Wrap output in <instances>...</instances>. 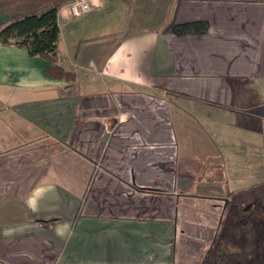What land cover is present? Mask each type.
<instances>
[{
  "label": "crops",
  "instance_id": "1",
  "mask_svg": "<svg viewBox=\"0 0 264 264\" xmlns=\"http://www.w3.org/2000/svg\"><path fill=\"white\" fill-rule=\"evenodd\" d=\"M54 1L72 81L0 44V264L50 248L62 264H192L194 206L242 190L237 171L264 182V0H102L75 19ZM45 3L0 0V29ZM195 21L203 34L168 30ZM104 134L99 167L84 150ZM206 162L222 181L200 178Z\"/></svg>",
  "mask_w": 264,
  "mask_h": 264
},
{
  "label": "trees",
  "instance_id": "2",
  "mask_svg": "<svg viewBox=\"0 0 264 264\" xmlns=\"http://www.w3.org/2000/svg\"><path fill=\"white\" fill-rule=\"evenodd\" d=\"M56 6H50L39 14L26 15L0 29V44L24 48L29 56L41 57L48 62L45 73L52 79L72 81L74 74L56 63L59 28ZM208 28L201 21L172 24L168 30L175 35L203 34ZM201 179L210 182L223 180V166L217 162H206L201 171ZM251 193L254 211L264 214V186L243 192L227 205L220 232L208 248L202 264H264V235L260 236L254 221L259 216L248 213L242 200ZM249 201V198H248ZM254 220V221H253ZM264 233V232H263Z\"/></svg>",
  "mask_w": 264,
  "mask_h": 264
},
{
  "label": "rangeland",
  "instance_id": "3",
  "mask_svg": "<svg viewBox=\"0 0 264 264\" xmlns=\"http://www.w3.org/2000/svg\"><path fill=\"white\" fill-rule=\"evenodd\" d=\"M36 3L42 1V0H34ZM48 2L49 1V5H61L62 2H56L54 0H43V2ZM70 1V0H69ZM46 4V3H45ZM42 10V9H41ZM40 10V12H41ZM110 138H107V134H104V138L100 141L101 143L98 142V145L96 144V142L92 139H90L89 141V145H87V147H85V153L84 156L87 157L88 161H90L93 165H99V167L101 165H103L105 163V157H106V147H107V143L109 141ZM260 152V151H258ZM256 157L258 158H262L263 155L260 153H257ZM251 165H253V162L251 163ZM247 168H249V166H246ZM254 171L253 170H248L247 171H241L238 172L241 176V189L240 191H238L237 193L231 194V196H228L227 191L229 190V187H225L222 186L220 187V190L223 191L222 193H220L221 195H218L220 198L222 199H216L214 202L208 203L209 205H201L202 203H198L194 206L193 208V213H192V218L187 220V222H192V224H188V226L190 228L194 227V228H202L201 232H204L203 234H197V233H193L189 234L188 236H186V238H188L185 242V244L187 243V245L189 246L188 251H191L193 249V253H194V258L193 260H189L192 264H202L204 259L206 258V253L209 247L212 246V243L214 242V240L216 239L217 235L220 232V227L221 224L223 222V219L225 218L226 214H227V207L223 209L224 204L222 202L223 199L228 198V204L233 200L234 197L237 196H241L243 192L246 191H251L253 188L256 187H260V186H264V182L262 183L261 180H257V178L252 177V174ZM239 175V176H240ZM207 181V180H206ZM196 191V190H194ZM246 199L247 200H242V202L246 203L247 206L246 211L248 213H252L254 211V204L250 203L252 200L251 198V193H247L246 194ZM249 198V201H248ZM183 202H181L182 204ZM212 204H217L220 208H221V213L219 214V211H213L210 210L209 208H211ZM201 205V206H200ZM185 208H187L186 206H184ZM261 218H259L260 221H254L255 222V227L257 226V231H259L260 236L263 237L264 235V214L262 213L261 210H257V212L254 211L253 214H255ZM181 225V226H180ZM179 227H186V224L184 222V219H179ZM192 230V229H191ZM183 241H185V238H182ZM192 245V246H190ZM56 252H54L53 250L50 249H45L42 251V255L43 258H41L40 260L44 262V264H62L61 260H58L55 257ZM55 257V258H54Z\"/></svg>",
  "mask_w": 264,
  "mask_h": 264
},
{
  "label": "built area",
  "instance_id": "4",
  "mask_svg": "<svg viewBox=\"0 0 264 264\" xmlns=\"http://www.w3.org/2000/svg\"><path fill=\"white\" fill-rule=\"evenodd\" d=\"M103 6L102 0H70L66 4L71 18H79Z\"/></svg>",
  "mask_w": 264,
  "mask_h": 264
},
{
  "label": "flooded vegetation",
  "instance_id": "5",
  "mask_svg": "<svg viewBox=\"0 0 264 264\" xmlns=\"http://www.w3.org/2000/svg\"><path fill=\"white\" fill-rule=\"evenodd\" d=\"M228 205V201H227V203H226V206ZM245 210H246V208H245Z\"/></svg>",
  "mask_w": 264,
  "mask_h": 264
}]
</instances>
